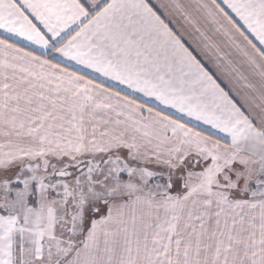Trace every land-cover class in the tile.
<instances>
[{
	"label": "snow or ice",
	"instance_id": "snow-or-ice-1",
	"mask_svg": "<svg viewBox=\"0 0 264 264\" xmlns=\"http://www.w3.org/2000/svg\"><path fill=\"white\" fill-rule=\"evenodd\" d=\"M0 264H264V0H0Z\"/></svg>",
	"mask_w": 264,
	"mask_h": 264
}]
</instances>
